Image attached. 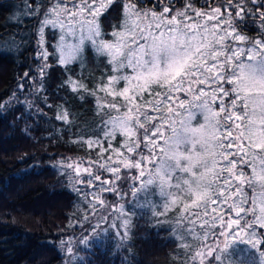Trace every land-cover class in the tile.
<instances>
[{"label": "trees", "instance_id": "obj_1", "mask_svg": "<svg viewBox=\"0 0 264 264\" xmlns=\"http://www.w3.org/2000/svg\"><path fill=\"white\" fill-rule=\"evenodd\" d=\"M124 1H113L100 15L103 31L119 25ZM130 1L156 10L199 6L203 0ZM209 2L212 9L232 14L235 30L246 37H255L258 28L260 36L264 33V18L257 13L264 0L204 4L210 7ZM50 3L0 0V264H188L210 233L181 224L183 206L181 200L171 199L172 187L167 192L158 182L145 187L148 179L128 189L111 219L81 236L77 223L93 199L82 184H70L61 162L86 157L107 164L122 157L128 143L127 137L109 131L114 113L107 102L114 98L104 90L111 74L106 56L86 48L82 60L60 64L53 51L56 30L49 29L45 35L49 65L43 68L37 34ZM239 3L244 7L238 17ZM69 79L75 82V91L66 83ZM148 150L152 149L143 145L138 152ZM69 235L77 243L67 262L70 254L64 243ZM244 247V260L258 264L256 250L248 245L237 244L231 252L240 255Z\"/></svg>", "mask_w": 264, "mask_h": 264}, {"label": "snow or ice", "instance_id": "obj_2", "mask_svg": "<svg viewBox=\"0 0 264 264\" xmlns=\"http://www.w3.org/2000/svg\"><path fill=\"white\" fill-rule=\"evenodd\" d=\"M73 9H69V0H64V7L59 3L49 9L54 19H45L43 25H51L53 29L59 27L61 34L57 47L59 48L60 64H68L78 58L82 53L85 41H89L99 54H107L114 65V71L119 75L109 77V85L117 84L123 80L126 87L120 92H112V95H119L127 102L126 111L113 116L108 123L113 131L119 130L125 136L134 135L132 125L140 124L139 105L135 104L136 95H142L150 85L166 86L164 93V106L166 112L162 113V121L155 126L152 135L159 134L164 141V147L160 148L161 159L158 161L156 173H149V179L144 182L146 187L155 181L159 182L161 190L165 187H172L171 179L177 170L182 173H189L190 178L182 180L183 191L194 197L193 204H200L202 209H208V204L212 200L213 194L222 197V193H217L218 188L227 185L231 188V180L224 179V184L216 183L217 177L225 171L231 179H234L238 186L236 193L242 195V185L248 184L253 190V205L259 201L260 217L258 222H264V42L255 41L248 49V59L244 60L245 50L242 47L231 49L230 54L225 55L223 50L227 48L226 38L231 37L233 41H244L243 35H235L228 30H224L219 36L216 35L215 25L209 29L206 25L201 30L196 23H189L191 19L186 15L190 5L185 6V11L177 10L175 14L168 18L167 14L171 9L167 6L157 14L155 11L137 9L135 4L125 6L126 18L121 31L112 33L114 40L105 41L102 38V31L99 26V16L106 11L112 0H71ZM220 9L213 10V14L207 19H216ZM47 15V14H46ZM197 17L204 16L196 11ZM264 15V14H261ZM67 17V28L62 17ZM240 16V12H237ZM79 17V19H77ZM180 17V19H177ZM223 23V21H221ZM79 26L80 35L78 41L73 43L67 40V35L76 36ZM85 26L87 35L84 34ZM234 31V30H233ZM259 46V49L257 48ZM46 59V54H44ZM213 63L208 66V60ZM217 64L220 69L217 70ZM227 65L231 69L224 72ZM131 69V74H125L122 69ZM227 78V79H226ZM230 85V91H226L219 82L225 81ZM211 81L218 85L211 92H206L203 87L197 88L195 85H204ZM66 83L76 84L69 79ZM81 88L86 87L79 85ZM108 91V89H105ZM130 92L135 94L130 95ZM185 92L190 97V101H179V107L183 111L177 112L175 108L168 106L167 101L174 98L175 93ZM221 93L219 111H215L213 104L217 100L216 93ZM234 97L230 100L226 115L223 97ZM159 96V93L156 94ZM135 106V107H134ZM109 107L116 109V104ZM161 107L157 101V110ZM203 116V123L193 126L196 113ZM66 119V116L59 117ZM168 125L169 135L164 136L163 125ZM222 129H226V139L228 148H224V141L220 139ZM146 147H160L155 140H149V131L144 129ZM235 132V136L233 135ZM109 135L111 133H108ZM91 143V142H89ZM233 144L235 148H233ZM139 148V143L133 142L128 147V152ZM234 155L235 159H228V155ZM226 161V167L218 168V159ZM143 158V157H141ZM237 160L241 165H248L252 170V176L247 177L241 170L239 175L235 169ZM183 162V166H182ZM126 167L139 168L140 164H126ZM69 168L72 165H68ZM194 169H198L194 170ZM259 169V171H257ZM80 169H77L79 172ZM83 171L88 172L85 168ZM118 172V169H109ZM143 171L140 175L143 176ZM119 175L116 176L118 180ZM99 181L100 177H94ZM181 183L175 185L176 189H181ZM258 189V190H257ZM235 206V205H233ZM187 207V206H186ZM214 211V209H209ZM243 211V209H240ZM207 215V211L205 212ZM221 228H232L233 224H239V220L223 222V217H219ZM255 247L252 240L248 241ZM70 252L71 249H68ZM261 255H264L262 253Z\"/></svg>", "mask_w": 264, "mask_h": 264}, {"label": "rangeland", "instance_id": "obj_3", "mask_svg": "<svg viewBox=\"0 0 264 264\" xmlns=\"http://www.w3.org/2000/svg\"><path fill=\"white\" fill-rule=\"evenodd\" d=\"M115 0H112V2ZM78 3L79 0H76ZM57 3H59L60 7H64V0H51V3L47 5L46 11L48 12V16L46 19H54L55 17L52 16L49 9L56 6ZM105 3H107V0H105ZM205 0L201 2L199 6H194L190 4V9L186 11V15L190 17L191 19L188 21L189 23H196L200 26L201 30H203V27L206 25L209 29H212L215 25H219L218 28H216V35L219 36L224 30L231 31L233 33V36L241 34V32H238L234 28V22H233V15L230 13H221L216 14V19H207L209 15L213 14V10L216 8H211V2L209 6H206ZM128 4H134L130 0H125L123 2V14L122 18L120 20V23L118 26H114L110 31L105 32L102 29L100 16H99V26L102 31V38L105 41L112 42L114 40V37L112 35L115 31H121L122 25L124 23V20L126 18L125 13V6ZM110 5V4H109ZM108 5V6H109ZM136 5V4H135ZM185 4L181 7H177L176 9L170 8L171 11L167 14L168 18L171 19V17L175 14L177 10L185 11ZM161 6V5H160ZM238 9L237 11L241 12L244 4L239 3L237 5ZM67 7L69 9H73V3L71 0H69V3L67 4ZM258 7V6H257ZM137 9L142 10H150L155 11L157 14H159L163 8H158L156 10L149 9L146 7L140 8L138 5H136ZM196 11H199L204 14V16L197 17L195 15ZM104 12V11H103ZM102 12V14H103ZM258 15L264 14V4L263 8H259L257 11ZM264 18V15H262ZM65 21V25L67 28V17H62ZM79 19V17H77ZM177 19H180V17H177ZM45 20V19H44ZM223 21V23H221ZM77 34L76 36L67 35V40L70 42H77L78 37L80 35L79 32V26L77 25ZM253 30L254 27H251ZM53 29L51 25H41L38 29L37 34V47L39 48V51H37V56L43 57V68H46L49 64L47 59L44 58V54H46V57L50 54V51L46 48V39L45 35L47 30ZM261 28H258L257 35L255 37H245L244 41H233L231 37L226 38V45L227 48L217 50H223L225 52V55L230 54L231 49L242 47L245 50V55L242 57V59L247 60L248 59V49H250L254 42L259 40L264 42V33L260 36V30ZM56 30V39L53 43L54 46V52L57 57V61L59 62L60 52L59 48L57 47L59 43V39L62 33L61 29L59 27L55 28ZM234 30V31H233ZM256 32V31H255ZM84 34L87 35V29L85 26ZM86 48H89L92 51V54L95 55H102L106 56L107 61H110V57L107 54H99L96 52L95 48L92 46V44L89 41H85V45L83 47L82 53L78 56L77 59L82 60L84 53L86 52ZM257 48L259 49V46L257 45ZM76 59V60H77ZM75 61V60H74ZM73 62V61H72ZM70 62V63H72ZM110 63V62H109ZM213 63L210 59L208 60V66H210ZM111 64V63H110ZM220 69L219 64H217V70ZM224 72L231 71L230 68L225 65ZM125 74H131L132 70L125 68L121 70ZM111 74L108 75V80L104 86L105 89H108L107 95L111 98H114L110 102H107V107L109 110H111L114 114L113 116L119 115L126 111V104L127 102L124 100L122 96L119 95H112L111 93L114 92H120L122 91L127 85L126 82L121 80L117 84L109 85V77L113 75H119L117 71H114V65L111 64L110 68ZM227 79V78H226ZM219 85H222L226 91H230V85L225 81L219 82ZM197 90L199 88L203 87L206 92H211L214 88L218 87V85L212 84L211 81L204 85L197 84L195 85ZM20 88H23V85L20 86ZM102 88V89H104ZM104 89V90H105ZM166 91V86L162 87L161 85H150L147 90L143 92L142 95H136V101L135 104L139 105V112H140V124L143 125V128L139 125L133 124L132 129L134 135L125 136L122 131L116 130L117 133L122 134L123 136L127 137L125 138L128 147H131L133 142L139 143V148L135 149L132 152H127L122 155L120 158L112 159L109 163L104 164L101 161L94 160L91 158L86 157H72V158H66V160L62 161V165L65 166L66 172L69 175L68 180L71 185L78 186L83 185L87 191L90 194V198L93 199V205L89 208L88 213L85 217H83L78 223V229L81 231V236H84L87 232H93L97 229H99L100 224H104L108 219H111L115 212L118 209L119 204H122V198L125 196L126 192L130 188H134L135 184L140 182L142 179H149V173H152L153 175L156 173L157 170V164L158 161L161 159V153L160 148L164 147V141L161 140L159 145L160 147L157 148L156 151L148 150L147 152H138L143 145L146 146V143L148 141H145L144 144L141 142V139L144 138L145 132L144 129H148L149 131V140H155L157 141V137H159V134L152 135V133L155 132V126L157 124H160L163 117L162 113L166 112V107L164 106L165 101L163 99L164 93ZM23 95L25 92H20ZM159 93V96L156 94ZM135 94L133 92H130V95ZM221 93H216L217 100L213 104V108L215 111H219L220 107V99ZM139 96V97H137ZM234 97L231 96V93L228 97H223L224 105L226 112L221 113V117L226 115L228 109V105L230 103V100ZM160 101L161 107L159 110H157V101ZM190 101L191 97L185 93H175L174 98L172 100L167 101L168 106H171L176 109L177 112L183 111L179 107V101ZM116 104V109H113L109 107L111 104ZM135 107V106H134ZM110 121V119H109ZM200 123H203V116L201 113H196V118L193 121V126H198ZM111 126V125H110ZM162 132L164 133V136L167 137L170 133L168 130V125H163ZM109 131H113L112 127H110ZM226 129H222V134L220 136V139L224 141V148H228V140L226 137ZM233 135L235 136V132H233ZM160 138V137H159ZM132 139V142L129 143ZM148 148V147H146ZM233 148H235V145L233 144ZM225 155H228V153H225ZM143 157V158H141ZM219 163L218 168H224L226 167V161L223 159H220L217 157ZM228 159H235L234 155H228ZM140 164L139 168L134 167H126V164ZM68 165H72L71 168L68 167ZM183 166V162H182ZM89 169L88 172L83 171V169ZM77 169H80L79 172H77ZM109 169H118V172H112L109 171ZM197 170L198 169H194ZM243 171L244 174L247 177L252 176V170L248 165H241L239 161L237 160V166L235 169V172L237 175H239L240 171ZM141 171H143V176L140 175ZM259 171V169H257ZM119 175V179H116V176ZM99 176L100 180L97 181L94 179V177ZM190 178L189 173H182L179 170H177L176 174L172 177V200H181L182 203V211L181 214L178 217V221L181 224L190 223L197 228H202L206 230L207 233H210L207 237V240L196 251L194 257L189 261L188 264H222L223 259L225 258L226 264H252L250 260H244V258L241 256L246 251V248L244 247V251H241L240 255H233L231 252V248L236 246L237 244L242 245H248L249 247H252L256 250L258 258L256 259L254 257V261H258L259 264H264V255H261L264 253V222H258V218L260 217V204L259 201L255 205H253L252 198H253V190L248 187V184L245 183L242 185V195L243 197H246V202L244 199L241 198V195H238L236 193V188L238 186V183L231 179L228 176V173L225 171L221 176L217 177L216 183L219 185L224 184V179L229 178L231 180V188H229L227 185H225L222 189L218 188L216 191L217 193H222V197L218 194H213L211 197L212 200H215L216 203L212 204L209 202L208 209H202L200 207V204L203 202H197V204H193L194 197L189 196L186 194L183 189V184L181 183L182 180H187ZM154 182H158L155 181ZM124 183V184H123ZM159 183V182H158ZM181 183V189H176L175 185ZM160 186V185H159ZM161 190V187H160ZM169 190V187H165L162 192H167ZM258 190V189H257ZM235 205V206H233ZM187 206V207H186ZM209 209H214V211H209ZM240 209H243V211H240ZM207 211V215H205V212ZM219 217H223V222L226 224L228 221L232 220H239V224H233L232 228H221L220 226V220ZM252 240L255 243V247H253L252 244H250L248 241ZM77 243V238L69 235L66 238V241L64 245L66 246V249H71L69 252L70 257L68 258L67 262H69L75 255V245Z\"/></svg>", "mask_w": 264, "mask_h": 264}]
</instances>
